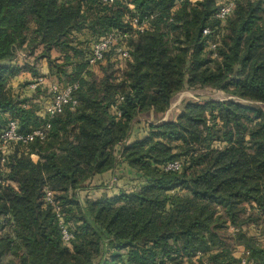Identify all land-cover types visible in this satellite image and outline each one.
Segmentation results:
<instances>
[{"label":"trees","instance_id":"obj_1","mask_svg":"<svg viewBox=\"0 0 264 264\" xmlns=\"http://www.w3.org/2000/svg\"><path fill=\"white\" fill-rule=\"evenodd\" d=\"M113 30L127 38L90 64ZM20 51L77 83V104L0 161V264H264V0H0V133L17 120L29 135L49 114ZM198 87L235 99L188 101L163 120ZM120 181L130 189L115 192Z\"/></svg>","mask_w":264,"mask_h":264},{"label":"built area","instance_id":"obj_2","mask_svg":"<svg viewBox=\"0 0 264 264\" xmlns=\"http://www.w3.org/2000/svg\"><path fill=\"white\" fill-rule=\"evenodd\" d=\"M105 3H112L115 0H101ZM196 2L198 0H190ZM234 3L231 2L228 5L221 7L217 13V17L220 19H225L233 10ZM148 27V23L145 21L142 24H139L138 18L134 19L133 28L136 30L143 31ZM210 30L205 29L204 34H209ZM127 38V34L122 33L121 31L113 30L107 33L104 37L99 39L93 46L92 56L89 59V63L92 65L99 64L104 61L106 53L113 46H118V44ZM215 44L212 45L214 49ZM119 58L125 60L129 57V51L123 46H119L117 49ZM41 86L46 88L47 91L52 95L50 97V103L47 106V112L49 114V119L43 125L42 128L33 131L29 135H24L19 132V123L17 120H10L7 127L0 133V151L2 152L1 163L6 161V152L9 149L11 143L23 142L27 143L34 140L36 137L44 140L51 129V120L54 116L61 113L64 108L68 105L75 106L77 104V98L75 95V90L78 88V84H70L67 86H62L59 80L54 76L39 75L33 83L30 84L29 88L36 89ZM182 167L180 162L169 163L166 167V170L177 171ZM46 199L48 202L54 205L55 211L60 218V225L62 230V237L65 241H70L73 238L72 232L68 229L67 225L64 223V219L60 214V207L54 201V195L51 191H47ZM245 263V262H243Z\"/></svg>","mask_w":264,"mask_h":264},{"label":"rangeland","instance_id":"obj_3","mask_svg":"<svg viewBox=\"0 0 264 264\" xmlns=\"http://www.w3.org/2000/svg\"><path fill=\"white\" fill-rule=\"evenodd\" d=\"M79 38H81V40L82 39L85 40L86 38L88 39L89 37L86 36V35H81V36H79ZM36 56L37 55H30L28 52L20 51L19 52V56H18V60L16 61V63L18 65H21V66L23 64H28L30 66H33L34 67V70L37 73L51 77L50 72L48 71V63H47V61L44 60V59H38L37 60L36 59L37 58ZM25 82H26V78L25 79L23 78V81L20 82V83H18V85H16V87H15L16 90L20 91V86H22ZM23 89L25 90L24 92L22 91L23 94H26V95H31L32 94L31 92L26 91V89L24 87H23ZM42 89L43 90H41L39 92L41 94V97H43V99H42L43 102L42 103L43 104H47L45 106H48L49 105V101H50V97H52V95L47 91L46 88H42ZM229 99L231 100V99H235V98L226 95L222 91L213 90V89H211L209 87H205V88L198 87V88H194V89H190V88L189 89H185L182 92L178 93L174 97L173 102H172L169 110L165 114L163 120L164 121H168V120L175 119L177 117L179 111L183 107V105L186 102H188V101L204 102V101H209V100L222 101V100H229ZM260 106H262V105H260ZM262 107L264 108V106H262ZM35 159H37V157ZM103 186L104 187H102L99 190H97V193L104 192L106 190V187L108 185L106 186L104 184ZM113 187H115V190L114 191L115 192H118L120 189H130V183H124L123 181H120L119 182V185H116V183H115ZM84 193L87 194L88 197H90V198L92 196H94V193H91V192L90 193L89 192H84ZM85 194H84V197L86 198L87 195H85ZM232 233H233V231L231 229H229V231L226 232L225 234H226V236L231 237L232 236ZM240 247L241 246L239 245L238 248H240ZM242 248H240L241 250H240L239 256H241L242 253L244 252Z\"/></svg>","mask_w":264,"mask_h":264},{"label":"crops","instance_id":"obj_4","mask_svg":"<svg viewBox=\"0 0 264 264\" xmlns=\"http://www.w3.org/2000/svg\"><path fill=\"white\" fill-rule=\"evenodd\" d=\"M18 60V58L16 59V61ZM15 64H17L16 62H15ZM24 65H28V64H23L22 66H24ZM21 66V65H20ZM48 71H49V67H48ZM47 73V72H46ZM23 78H28V79H32V77H31V74H29V73H25V74H23V75H21V76H19V77H17V78H15L14 80H13V85H14V87L19 83V81H21V80H23ZM36 157H34V159H35ZM36 160V159H35ZM109 178H110V176H109ZM110 185L112 186L113 185V181H111V183H110Z\"/></svg>","mask_w":264,"mask_h":264},{"label":"bare ground","instance_id":"obj_5","mask_svg":"<svg viewBox=\"0 0 264 264\" xmlns=\"http://www.w3.org/2000/svg\"><path fill=\"white\" fill-rule=\"evenodd\" d=\"M184 94V93H183ZM183 97V96H182ZM180 99V98H179Z\"/></svg>","mask_w":264,"mask_h":264}]
</instances>
